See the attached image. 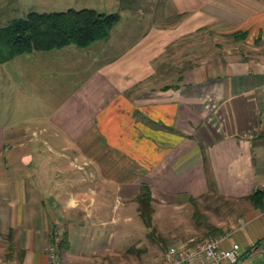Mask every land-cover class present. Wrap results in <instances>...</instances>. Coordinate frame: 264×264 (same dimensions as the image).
Wrapping results in <instances>:
<instances>
[{
	"label": "crops",
	"instance_id": "crops-1",
	"mask_svg": "<svg viewBox=\"0 0 264 264\" xmlns=\"http://www.w3.org/2000/svg\"><path fill=\"white\" fill-rule=\"evenodd\" d=\"M169 1L86 47L12 58L30 54L32 91L57 92L40 127L60 150L4 154L1 132V263L46 264L56 240L61 264H157L159 243L230 231L232 264H264V205L249 198L264 193V0Z\"/></svg>",
	"mask_w": 264,
	"mask_h": 264
},
{
	"label": "rangeland",
	"instance_id": "rangeland-1",
	"mask_svg": "<svg viewBox=\"0 0 264 264\" xmlns=\"http://www.w3.org/2000/svg\"><path fill=\"white\" fill-rule=\"evenodd\" d=\"M149 3L150 0L148 3L143 2V4H146L144 7L141 5L142 3L137 6L136 2H128L127 0H0V27L7 25L13 19L25 17L31 11L51 12L64 11L69 8H93L99 12L119 13L122 18L121 25L123 26L116 30L118 32L137 17L133 11L144 10L148 8ZM152 4L155 9L163 10L168 15L174 11L169 0H152ZM155 13L157 14L156 11ZM153 16L155 18L156 15ZM138 25H140V22ZM135 32L138 31L135 30ZM29 61L30 54H24L9 62L0 63V135L1 132L4 133L7 139L4 154L54 156L59 153L60 145H55L49 137L50 135L42 131L40 126L43 124L42 122L46 121L49 112L54 108L56 102L54 95L57 92L32 91L30 89L29 85L32 84L34 77L38 75L33 69L35 66ZM17 65L20 66L21 70L18 69ZM59 79L54 81L57 86L65 82V80L61 81V78ZM63 90L66 91L65 87ZM45 93L47 96L43 95ZM25 171L31 170L30 168H23L19 172L20 176L15 177L22 176L21 178L24 179L26 174L23 172ZM2 180L8 181L9 177L7 179L1 177ZM23 198L25 199V195H23ZM149 238V241L152 242L161 239L155 232L151 233L150 229ZM204 239L205 237L198 242ZM164 245V249L167 250L168 247L175 244L159 243L160 247Z\"/></svg>",
	"mask_w": 264,
	"mask_h": 264
},
{
	"label": "trees",
	"instance_id": "trees-1",
	"mask_svg": "<svg viewBox=\"0 0 264 264\" xmlns=\"http://www.w3.org/2000/svg\"><path fill=\"white\" fill-rule=\"evenodd\" d=\"M119 20L117 12H99L93 8L31 11L25 17L13 19L0 27V63L32 51H46L70 44L86 47L93 41L106 38ZM249 198L256 206L264 205V193L260 190ZM136 200L140 218L151 233L154 232L153 198L147 186L142 187Z\"/></svg>",
	"mask_w": 264,
	"mask_h": 264
},
{
	"label": "built area",
	"instance_id": "built-area-1",
	"mask_svg": "<svg viewBox=\"0 0 264 264\" xmlns=\"http://www.w3.org/2000/svg\"><path fill=\"white\" fill-rule=\"evenodd\" d=\"M264 93V86L262 87ZM232 232L228 231L220 236H210L203 241L192 245H174L168 247L161 262L157 264H232L237 262L241 255L238 243L225 248L222 242ZM48 261L46 264H61L58 242L55 240L46 247ZM0 264H19L1 263Z\"/></svg>",
	"mask_w": 264,
	"mask_h": 264
}]
</instances>
